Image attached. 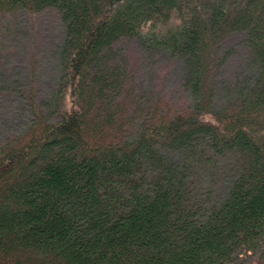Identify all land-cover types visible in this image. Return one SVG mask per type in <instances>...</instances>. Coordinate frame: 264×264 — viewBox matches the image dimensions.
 Returning a JSON list of instances; mask_svg holds the SVG:
<instances>
[{
	"label": "trees",
	"instance_id": "16d2710c",
	"mask_svg": "<svg viewBox=\"0 0 264 264\" xmlns=\"http://www.w3.org/2000/svg\"><path fill=\"white\" fill-rule=\"evenodd\" d=\"M19 10L57 13L64 92L0 143V264H264V0H0ZM232 35L251 72L217 104ZM123 37L181 60L186 110L123 86Z\"/></svg>",
	"mask_w": 264,
	"mask_h": 264
},
{
	"label": "rangeland",
	"instance_id": "374dc122",
	"mask_svg": "<svg viewBox=\"0 0 264 264\" xmlns=\"http://www.w3.org/2000/svg\"><path fill=\"white\" fill-rule=\"evenodd\" d=\"M63 27L54 10L40 13L16 11L0 15V143L17 137L36 113L48 121L59 118L64 92L58 48ZM111 64L145 100L167 102L186 110L191 97L184 87V68L176 56L133 38H121L110 50ZM223 61L214 78L220 104L248 82L249 56L238 35L227 39L219 52ZM231 161L224 157L209 165L215 187L231 175Z\"/></svg>",
	"mask_w": 264,
	"mask_h": 264
},
{
	"label": "bare ground",
	"instance_id": "6f19581e",
	"mask_svg": "<svg viewBox=\"0 0 264 264\" xmlns=\"http://www.w3.org/2000/svg\"><path fill=\"white\" fill-rule=\"evenodd\" d=\"M123 38H126V37H123ZM121 39V38H120ZM239 264H242V261H240V263ZM243 264H246L245 262L243 263Z\"/></svg>",
	"mask_w": 264,
	"mask_h": 264
}]
</instances>
